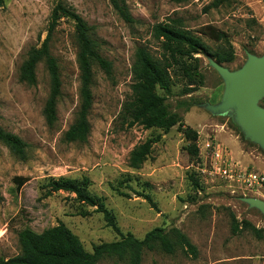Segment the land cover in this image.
<instances>
[{
  "label": "rangeland",
  "instance_id": "rangeland-1",
  "mask_svg": "<svg viewBox=\"0 0 264 264\" xmlns=\"http://www.w3.org/2000/svg\"><path fill=\"white\" fill-rule=\"evenodd\" d=\"M213 1L125 0L134 18L128 23L110 0H5L0 10V124L28 147L22 160L0 141V258L21 252L19 232L24 228L42 233L60 222L90 252L96 244L119 239L95 206L78 201L71 192L47 196L42 187L50 177L87 176L90 190L105 199L123 233L142 239L155 227L177 228L197 248L196 256L184 247L173 253L159 246L145 249L142 264H264V213L248 200L264 201V188L246 195L232 192L202 171L213 148L220 146L233 161L264 172V148L246 136L233 110H212L226 93L225 80L213 65L218 61L206 53L173 55L154 37L155 26L170 25L217 50L221 42L209 33L214 27L227 34L234 48L233 62H218L231 71L241 69L249 55L263 56L264 0H229L218 7ZM60 2L92 26L100 53L113 64L112 76L94 65L91 132L82 143L64 139L80 106L78 45L71 20L61 19L50 42L62 79L52 126L43 113L50 94L45 61L36 67V83L21 77L23 62L46 38L51 12ZM138 47L171 62V92H157L167 97L164 109L181 121L167 132L143 125L129 128L121 121L132 94ZM148 139L155 140L151 153L139 168L132 167V151ZM19 176L27 178L20 186L14 179ZM99 264L128 262L108 256Z\"/></svg>",
  "mask_w": 264,
  "mask_h": 264
},
{
  "label": "trees",
  "instance_id": "trees-1",
  "mask_svg": "<svg viewBox=\"0 0 264 264\" xmlns=\"http://www.w3.org/2000/svg\"><path fill=\"white\" fill-rule=\"evenodd\" d=\"M114 10L126 22L134 21L125 0H110ZM184 2L189 0H173ZM229 0H214L213 7L222 5ZM5 5V0H0V10ZM67 18L74 23L75 37L78 45L77 60L80 77V106L75 122L65 132L67 142H87L91 132L89 115L93 107V78L94 65H98L107 76L113 75V64L99 51V44L92 34V26L72 8L63 3H57L53 8L47 28V36L40 47H33L21 67L23 80L34 84L37 81L36 67L45 61L50 78V94L44 106V116L49 126L57 121V105L62 94V79L57 58L51 53L50 42L52 36L61 22ZM209 33L214 39L221 42L217 50L202 42L200 37L170 25H157L154 28V37L162 39L168 52L171 54L186 55L192 53H206L220 63L233 62L235 59L234 48L226 33L214 27L209 28ZM171 62L156 59L145 47H138L134 54L132 64L131 97L124 103L121 112V121L127 127L143 125L146 128L159 127L169 131L179 124L178 115L164 109L167 99L157 92V88L166 93L171 92L172 79L170 75ZM264 103V100H263ZM192 139H196V132ZM0 141L20 159L27 157V143L18 135L5 130L0 124ZM155 140L148 139L138 145L131 153L130 165L139 168L151 153ZM197 150L195 154L197 155ZM18 186L27 178L15 177ZM195 186L200 187V182L191 175ZM91 180L84 176L80 179L70 177H50L43 184L45 195L54 192L66 191L76 195L80 202L95 206L96 210L104 214L107 225L112 227L119 235V239L110 242H101L94 245L93 251L85 250L79 237L75 235L63 222L36 233L30 228L19 232L21 252L9 259L0 258V264H99L108 256H116L126 260L128 264H142L145 249L160 247L167 253H173L177 247H184L194 256L197 255L196 246L179 229L155 227L145 234L142 239L132 233H123L118 226L114 214L107 208L105 199L92 193ZM150 199L149 196H147Z\"/></svg>",
  "mask_w": 264,
  "mask_h": 264
},
{
  "label": "water",
  "instance_id": "water-1",
  "mask_svg": "<svg viewBox=\"0 0 264 264\" xmlns=\"http://www.w3.org/2000/svg\"><path fill=\"white\" fill-rule=\"evenodd\" d=\"M214 67L226 83L224 100L211 106L214 112L234 111V118L247 137L264 148V55H249L247 63L239 70L231 71L214 61ZM264 213V201L248 198Z\"/></svg>",
  "mask_w": 264,
  "mask_h": 264
},
{
  "label": "built area",
  "instance_id": "built-area-1",
  "mask_svg": "<svg viewBox=\"0 0 264 264\" xmlns=\"http://www.w3.org/2000/svg\"><path fill=\"white\" fill-rule=\"evenodd\" d=\"M202 171L211 178H219L225 182L232 192H241L246 195L247 192L264 188V172L233 161L227 150L220 146L213 148L209 164Z\"/></svg>",
  "mask_w": 264,
  "mask_h": 264
}]
</instances>
